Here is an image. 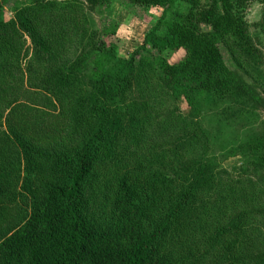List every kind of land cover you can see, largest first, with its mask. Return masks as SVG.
<instances>
[{
    "label": "trees",
    "instance_id": "trees-1",
    "mask_svg": "<svg viewBox=\"0 0 264 264\" xmlns=\"http://www.w3.org/2000/svg\"><path fill=\"white\" fill-rule=\"evenodd\" d=\"M117 1L162 10L128 58L104 39L119 24L89 25ZM255 1L30 0L5 20L0 0V170L25 173L0 181V264H264Z\"/></svg>",
    "mask_w": 264,
    "mask_h": 264
},
{
    "label": "rangeland",
    "instance_id": "rangeland-1",
    "mask_svg": "<svg viewBox=\"0 0 264 264\" xmlns=\"http://www.w3.org/2000/svg\"><path fill=\"white\" fill-rule=\"evenodd\" d=\"M28 3H30V0H9L8 5L5 7L4 11L5 20L12 19L15 14V9L20 6H24ZM263 10V3L255 1L250 7L248 19L252 26L251 33L256 40H260L261 48L264 51V33H262L260 28L264 19ZM161 14L162 10L160 9L146 12L141 9H136L131 6H128L125 3L117 1L114 2L110 9L106 10L103 15H100L98 13H88V16L90 20V27L94 29H99L100 31H102L104 27L111 28L113 24H119L116 30V34L108 37L105 36L104 39L106 40L108 45L115 44L116 54L121 56V58H128L138 48L142 46L146 33L155 24ZM29 44L30 41H28V45ZM222 51L227 65L232 70H236L241 73H245L247 71L245 69L243 70V68L239 65L237 61L235 62L234 58L230 55L227 49L222 48ZM141 56L146 57L148 56V54L145 52H141ZM166 56L168 57L170 63L176 64L184 58L185 52L181 50L176 53H168ZM28 60L26 59L22 65L23 70L26 72ZM245 68H253V66L248 64ZM262 80H264V78ZM260 92L264 97V91L260 90ZM181 108L183 111H185L186 105L185 107L184 105H182ZM3 127L4 129L6 128V126ZM223 143L225 144V141L221 139L218 141V145L214 146V155L219 156L221 152L225 150V146H223ZM13 159L16 158L13 157ZM20 162L21 158L15 160L12 166L11 170L16 174L15 176H10L7 173L3 174V171L0 170V181H7V179H9L12 182L15 179H23L25 177V173L23 171L24 169L22 166L23 162H21V173L19 172ZM243 163V158H229L221 163L218 171H225L227 174H232L235 170H239ZM11 170H9V172L12 173ZM17 190L18 191L14 194L16 198H13L11 202L5 200V203L10 205V216L12 217H14L20 211L21 213H23L25 210H27V198L21 194L20 188H18Z\"/></svg>",
    "mask_w": 264,
    "mask_h": 264
}]
</instances>
